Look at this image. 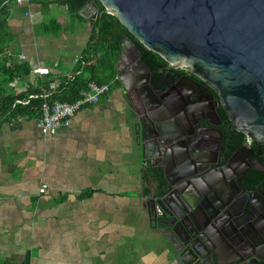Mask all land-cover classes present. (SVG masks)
I'll return each instance as SVG.
<instances>
[{
  "label": "crops",
  "instance_id": "1",
  "mask_svg": "<svg viewBox=\"0 0 264 264\" xmlns=\"http://www.w3.org/2000/svg\"><path fill=\"white\" fill-rule=\"evenodd\" d=\"M61 2L4 3L10 39L0 59L27 72L0 97L49 99L87 77L91 11ZM136 119L116 80L53 134L42 135L34 117L0 115V264H172L150 228L145 200L156 198L151 174L161 169L141 162Z\"/></svg>",
  "mask_w": 264,
  "mask_h": 264
},
{
  "label": "water",
  "instance_id": "2",
  "mask_svg": "<svg viewBox=\"0 0 264 264\" xmlns=\"http://www.w3.org/2000/svg\"><path fill=\"white\" fill-rule=\"evenodd\" d=\"M96 1L130 35L119 44L115 79L124 95L129 85L122 82L120 64L130 69V80L140 79L142 104L149 114L143 122L138 118L135 139L141 162L150 160L161 169L164 194L145 202L150 228L157 230L166 257L172 264H264L259 253L233 259L239 252L233 240L241 239V228L232 230L227 219L239 213L224 192L202 191L200 184L212 171H184L202 163L184 156L185 142L195 137L179 132L184 123L163 107L158 94L162 86L151 81L154 73L141 61L135 44L158 55L168 68L186 71L205 84L231 125L264 154V0ZM87 8L93 23L99 7L87 0L80 11ZM179 102L184 120V101ZM157 141L160 148L154 145ZM176 186L177 197L171 199Z\"/></svg>",
  "mask_w": 264,
  "mask_h": 264
},
{
  "label": "flooded vegetation",
  "instance_id": "3",
  "mask_svg": "<svg viewBox=\"0 0 264 264\" xmlns=\"http://www.w3.org/2000/svg\"><path fill=\"white\" fill-rule=\"evenodd\" d=\"M120 69L123 84L129 85L127 99L136 120L139 122V118L143 122L149 113L142 104L141 95L144 93L139 85L140 79L130 80V69L123 64H120ZM152 73L151 81L157 88L162 86L158 94L165 104L163 107L174 114L178 123H184L179 132L184 137H195L194 141L189 139L185 142L184 156L202 163L196 168L188 166L184 171H212L205 176L204 184H200L202 191L207 195L212 189L221 194L224 192V198L233 201L236 213H239L237 218L227 219L233 225L232 230L241 228L238 231L241 239L235 236L233 240L239 249L233 259L250 253L264 255V154L256 150L251 137L231 125L216 94L201 81L186 71L168 68L167 64ZM179 98L184 101V120L180 114ZM135 103L142 112L137 111ZM154 145L161 147L158 141ZM174 190L171 199L177 197L178 186Z\"/></svg>",
  "mask_w": 264,
  "mask_h": 264
},
{
  "label": "trees",
  "instance_id": "4",
  "mask_svg": "<svg viewBox=\"0 0 264 264\" xmlns=\"http://www.w3.org/2000/svg\"><path fill=\"white\" fill-rule=\"evenodd\" d=\"M6 0H0V53L2 54L4 45L9 41L10 36L6 31V10L1 5ZM87 0H64L62 5L70 11L76 12ZM99 7L98 15L92 23V31L88 39L87 48L82 53L81 63L87 65L83 68L87 72V77H75L67 86V91L61 96H51L50 101L70 103L74 101L81 90H85L90 82L96 84H107L109 88L115 86V62L119 55V44L124 36L130 37L127 31L109 14L103 12L102 7L96 0H93ZM136 48L141 54V61L154 72L165 66V62L156 54L143 48L135 42ZM5 59H0V89L12 80L22 76L27 72L22 64L6 65ZM2 90V89H1ZM1 92V91H0ZM34 95L38 93L33 92ZM27 99V95H8L0 97V115L10 114L11 116H31L35 119L39 117L40 98ZM253 142V141H252ZM253 146L260 151L253 142ZM152 180L155 182L154 196L161 197L164 194V183L159 171H153Z\"/></svg>",
  "mask_w": 264,
  "mask_h": 264
},
{
  "label": "built area",
  "instance_id": "5",
  "mask_svg": "<svg viewBox=\"0 0 264 264\" xmlns=\"http://www.w3.org/2000/svg\"><path fill=\"white\" fill-rule=\"evenodd\" d=\"M6 2L22 6L28 3L29 0H6L1 5H4ZM1 55L0 53V57ZM34 72L45 75L48 73V69L37 68ZM109 90L110 88L107 84L90 82L87 84L86 89L79 91L77 97L70 103L55 100L50 101L48 96L43 92L35 96H29L23 103H26L28 99L40 98L39 117L35 120V126L42 135H47L67 127L77 111L83 107L95 105L101 97L109 93ZM43 189L44 186H41L39 192L42 193Z\"/></svg>",
  "mask_w": 264,
  "mask_h": 264
}]
</instances>
